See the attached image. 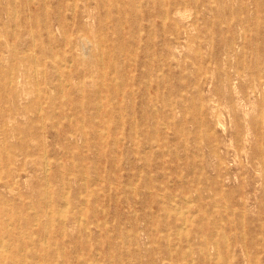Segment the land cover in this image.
Returning <instances> with one entry per match:
<instances>
[{
	"label": "rangeland",
	"instance_id": "374dc122",
	"mask_svg": "<svg viewBox=\"0 0 264 264\" xmlns=\"http://www.w3.org/2000/svg\"><path fill=\"white\" fill-rule=\"evenodd\" d=\"M0 150V264H264V0H0Z\"/></svg>",
	"mask_w": 264,
	"mask_h": 264
},
{
	"label": "bare ground",
	"instance_id": "6f19581e",
	"mask_svg": "<svg viewBox=\"0 0 264 264\" xmlns=\"http://www.w3.org/2000/svg\"><path fill=\"white\" fill-rule=\"evenodd\" d=\"M75 7V6H74ZM52 10V9H51ZM67 13V12H66ZM169 21V20H168ZM99 37V36H98ZM53 38V37H52ZM104 39L106 38V37H103ZM34 39V38H33ZM74 39V38H73ZM78 42V41H77ZM34 43V42H33ZM88 44H89V42H88ZM35 45V44H34ZM33 45V46H34ZM91 45V44H90ZM98 45V44H97ZM83 46V45H82ZM89 46V45H88ZM35 47V46H34ZM84 47V46H83ZM90 47V46H89ZM101 47V46H100ZM84 48H86V47H84ZM89 49V48H88ZM15 50V49H14ZM106 50V49H105ZM84 51H85V49H84ZM88 51V50H87ZM102 52V51H101ZM91 53V52H90ZM102 54V53H101ZM35 55V54H34ZM52 55V54H51ZM81 55V54H80ZM84 55V54H83ZM66 56H67V53H66ZM82 56V55H81ZM86 56V55H85ZM54 57V56H53ZM59 57V56H58ZM37 57H35V59H36ZM102 58H103V56H102ZM101 58V59H102ZM43 59H45V58H43ZM53 59V58H52ZM85 59H86V57H85ZM93 59V58H92ZM95 59V58H94ZM54 60V59H53ZM57 60V59H56ZM96 60V59H95ZM36 61V60H35ZM55 61V60H54ZM103 61V60H102ZM56 63H58V62H56ZM64 63V62H63ZM72 63L73 62H71V65H72ZM162 63V62H161ZM57 65V64H56ZM64 65V64H63ZM66 65V64H65ZM70 65V64H69ZM104 65V64H103ZM37 65H36V63H35V67H36ZM58 66V65H57ZM64 67V66H63ZM71 67V66H70ZM59 68V67H58ZM80 68H82V66L80 67ZM262 68H263V66L262 67H257L256 69L258 70V73L259 74H261V71H262ZM45 69V68H44ZM70 69V68H69ZM60 70V69H59ZM125 71V70H124ZM63 72V71H62ZM126 72V71H125ZM73 75V74H72ZM37 76V75H36ZM37 78V77H36ZM154 80V79H153ZM37 81H38V79H37ZM66 81V80H65ZM114 81V80H113ZM100 82V81H99ZM210 82V81H209ZM118 83V82H117ZM11 85V84H10ZM70 85V84H69ZM38 87V86H37ZM69 87V86H68ZM97 89V88H96ZM63 90H61V92H62ZM41 93V92H40ZM82 93V92H81ZM181 97V96H180ZM105 98H106V96H105ZM183 99V98H182ZM64 100H65V98H64ZM105 100V99H104ZM98 107H102V106H98ZM218 107V106H217ZM41 109V108H40ZM217 109V108H216ZM72 117V116H71ZM72 120H74V119H72ZM75 123V122H74ZM39 125V124H38ZM220 126V125H219ZM166 127V126H165ZM61 128V127H60ZM164 128V127H163ZM42 131V130H41ZM121 138H123L122 136H121ZM1 151V150H0ZM45 154H46V152H45ZM6 158H7V156H6ZM47 159V158H46ZM48 161V160H47ZM147 161V160H146ZM48 169H50V168H48ZM152 176V175H151ZM152 178H154V177H152ZM201 179V178H200ZM137 184V183H136ZM48 185V184H47ZM49 186V185H48ZM163 188V187H162ZM134 190V189H133ZM48 191V190H47ZM63 191V190H62ZM48 195V194H47ZM47 195H46V198H47ZM188 198V197H187ZM161 199V198H160ZM48 203H50V202H48ZM32 204V203H31ZM49 205V204H48ZM46 206H47V204H46ZM217 206V205H216ZM193 207V206H192ZM49 208V207H48ZM226 208V207H225ZM46 210H49V209H46ZM105 210H103V212H104ZM186 211V210H185ZM33 212H34V210H33ZM47 212V211H46ZM53 212V211H52ZM34 213H36V212H34ZM187 213V212H186ZM107 214V213H106ZM121 216V215H120ZM49 218V217H48ZM80 219H81V217H80ZM243 219V218H242ZM52 220V219H51ZM54 220V219H53ZM83 221H85V220H83ZM195 221V220H194ZM206 222V221H205ZM236 222V221H235ZM244 223V222H243ZM35 224V223H34ZM189 224V223H188ZM184 226V225H183ZM183 226H182V228H183ZM35 227V226H34ZM244 228V227H243ZM12 229V228H11ZM61 234H62V231H61ZM259 239H261L260 237H259ZM169 243V242H168ZM219 244V243H218ZM46 245V244H45ZM191 253V252H190ZM220 258V257H219ZM235 260V259H234ZM236 261V260H235ZM11 262V261H10ZM195 262L193 261V264H194ZM4 264H6V263H4ZM9 264H20L17 260H14V262L12 261L11 263H9Z\"/></svg>",
	"mask_w": 264,
	"mask_h": 264
}]
</instances>
